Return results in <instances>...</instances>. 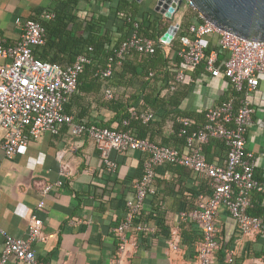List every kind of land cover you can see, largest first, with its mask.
Returning a JSON list of instances; mask_svg holds the SVG:
<instances>
[{"label": "crops", "instance_id": "obj_1", "mask_svg": "<svg viewBox=\"0 0 264 264\" xmlns=\"http://www.w3.org/2000/svg\"><path fill=\"white\" fill-rule=\"evenodd\" d=\"M65 1L0 0V36L7 43L16 44L22 32L17 18L49 21L52 18L44 19L43 12L54 13V8L61 9ZM186 10L194 11L188 3H183L177 14L180 22ZM75 14L79 27L76 24L70 27H75L79 32L85 26V17L107 16V28L113 32L122 24L115 18L114 9L107 8L103 2L78 0ZM207 39L208 48L218 49L216 36ZM173 45L163 50L167 58L164 69L171 78L178 60L175 54L177 49H173ZM222 57L223 54H220L218 58ZM5 61L0 58V64ZM135 62L131 55L126 56L123 64L116 66L114 74L102 79L100 84L92 77L83 75L76 91L64 104V113L71 115L75 122L116 127L118 124L114 118L119 110L115 105L109 106V99L119 97L120 100L128 99V102L133 100L129 111H138L144 98L151 101L153 94L167 84L161 79L162 76H157V80H143V63L140 62V68L135 70ZM188 74L190 81L179 84L177 88V93H181L176 108V112H180L178 115H168L163 108L143 110L152 111L155 115L149 125L142 128L145 138L181 151L185 150V138L182 144L178 132H174L175 127L179 129L175 122L177 117H187V113L198 115L200 122L193 118L194 128L205 122L208 108L228 98H234L237 104L241 98L227 79L213 78L204 68H195ZM132 76L137 79L130 81ZM107 89L112 92L111 98L105 96ZM251 102L256 111L253 125L246 136V151L251 153L250 159L259 176L264 172V76H261L258 88L252 94ZM132 131L138 135L139 126H134ZM3 138L4 130L0 127V253L5 238L2 231L17 238L25 237L30 217L37 214L43 221L45 239L34 243L33 248L37 258L44 264H113L111 259L116 238L112 228L124 218L126 201L133 197V182L142 176L146 154L139 151H112L110 157L117 167L114 172H110L101 162L94 142L84 135H70L66 125H62L55 134L44 132L39 138L30 140L25 151L11 159L5 157L1 148ZM217 140L203 143V153L208 162L224 165L226 148ZM60 168L64 174H60ZM155 171L156 191L146 198L140 215L142 223L150 226L152 231L139 236V245L129 255L127 262L199 264L201 232L190 219L180 214L195 208L198 194H211L209 179L173 164L157 166ZM58 180L62 184L56 186ZM45 185H52L48 195H42ZM259 196L262 197L258 193L252 195V207L257 213H262L264 198L257 202ZM40 202L43 206L39 209L37 206ZM216 229L219 248L215 253V264H264V236L259 233L242 235L235 220L223 206L218 210ZM171 242L176 244V249L171 246ZM6 264L22 263L10 257Z\"/></svg>", "mask_w": 264, "mask_h": 264}, {"label": "built area", "instance_id": "obj_2", "mask_svg": "<svg viewBox=\"0 0 264 264\" xmlns=\"http://www.w3.org/2000/svg\"><path fill=\"white\" fill-rule=\"evenodd\" d=\"M189 7L198 13L192 5L189 4ZM179 9L172 7L168 16L162 15L174 21L172 25L177 26L176 33L171 35L167 32L157 41L139 36L135 23L134 29L109 57L107 66L97 71L98 76L101 79L110 78L114 67L119 66L124 56L131 51L151 55L158 47L172 46L180 26V17L177 16ZM198 16L200 21L189 24L186 33L178 38L180 47L175 52L177 67L163 92L174 91L179 84L188 83V72L204 63L203 68L211 77L227 79L241 98L237 104L234 98H228L208 108L205 122L194 128L193 119L177 117L178 134L185 138L184 151L139 138L134 131H118L94 123L75 122L71 115L64 113L63 106L76 91L79 74L90 59L80 54L72 64L64 67L36 59L33 49L45 42V30L38 20L16 19L22 27L16 44H9L0 36V58L6 60L0 64V127L4 130L1 148L6 158L11 159L23 153L27 143L39 138L44 132L57 133L62 125H66L72 136L84 135L91 139L99 151L101 162L110 172H114L117 167L110 157L112 151H139L146 154L142 176L133 182V197L126 201L124 218L112 228L116 238L111 259L113 264H129L128 257L138 247L139 236L152 231L147 224H138L134 220L140 216L146 198L156 191L155 169L160 165L182 166L209 179L211 194H198L195 208L180 214L190 219L201 232L199 264H215V253L219 248L216 217L221 206L235 220L242 235L259 233L264 236V216L248 212L254 193L264 198V172L256 175L251 153L246 151V136L253 125L256 111L251 96L257 90L261 76H264V41L235 36L216 27L199 13ZM42 17L51 19L54 13L44 11ZM210 36L217 37L219 46L207 52V38ZM220 54H223L222 59L218 58ZM105 96L111 98L112 92L105 90ZM130 112L144 123L155 117L152 111L141 114L135 110ZM210 139L222 141L227 148L224 165L206 160L202 144ZM60 174H64L61 168ZM61 184V180L55 183L56 186ZM51 188L52 185H45L42 195H48ZM42 206L40 202L37 207L40 209ZM2 233L5 238L0 264H6L10 257L22 264H44L37 258L33 248L34 243L45 239L43 221L37 214L30 217L25 237L17 238ZM171 246L177 248L174 242H171Z\"/></svg>", "mask_w": 264, "mask_h": 264}, {"label": "trees", "instance_id": "obj_3", "mask_svg": "<svg viewBox=\"0 0 264 264\" xmlns=\"http://www.w3.org/2000/svg\"><path fill=\"white\" fill-rule=\"evenodd\" d=\"M77 2L78 0H66L61 9L54 8L55 15L51 20L40 22L45 30V42L43 45L37 46L33 49V56L38 60L56 63L64 67L72 64L78 55H86L90 59V62L86 64L80 72L78 83L83 75L92 77V80L99 84L101 83L102 79L98 76L97 71L107 66L109 57L113 54L115 48L119 47L122 41L129 35L131 30L134 29L135 23L137 24L136 30L139 36L156 41L161 36L167 34L173 23L171 18L162 16L153 11L155 0H142L141 2H138L137 0H104L102 1L104 5L109 9H114L115 18L121 21L122 24L117 27L115 32H113L111 29L107 28V16L100 15L96 18L85 17V26L82 32H79L75 27H70L74 24L78 26V16L75 14ZM144 5L147 6L146 9L143 8ZM196 21H200L198 13L189 10L184 12L179 30L173 40V49H179L180 43L178 38L186 33L189 24ZM164 48L165 47H158L151 55H140V53L131 51L130 53H127L124 58L131 55L133 59H135L136 62L133 63V68L135 70L140 68V62L143 63V70L141 72V78L143 80H157V76H162L163 78L161 79L168 83L172 78L169 72L164 69L167 62V58H165L163 54V50H165ZM206 51L209 52L210 48H207ZM124 58L119 66L123 64ZM203 66L204 63L196 68L199 67L202 70ZM115 68L116 66L114 67V71ZM138 77L140 78V73L138 74ZM134 79H137V77L132 76L131 79L129 78L130 81H134ZM177 88L170 92H163V88L161 91L153 94L151 101L144 98L143 105L138 111H136L137 114H141L143 110L146 109L157 110L163 108L168 115L170 113L174 116L178 115L180 112H176V108L179 105L181 93H177ZM236 95L237 98H239V95ZM107 102L109 106L115 105L119 110L114 118L118 125L116 127H110L109 124H105L99 125L100 127L115 129L118 131H132L134 126H139V138H145L142 128L147 127L150 122L144 123L140 118L131 115L129 108L132 106L133 100L128 102V99L125 101L120 100L119 97H113ZM185 116L197 119L198 122H200V119H198L199 116L196 114L187 113ZM124 120L127 121L126 124L123 123ZM198 122H196V124L199 125ZM174 132L176 134L178 132L176 127ZM180 137L183 144L184 136ZM214 140L215 139H211L208 142ZM219 142L225 147L222 141ZM261 199L262 197L259 196L257 202H260ZM196 202L197 197L195 205ZM248 212L253 215L264 216V212L257 213L253 207H251ZM134 222H138V224L142 223L140 216H138Z\"/></svg>", "mask_w": 264, "mask_h": 264}, {"label": "water", "instance_id": "obj_4", "mask_svg": "<svg viewBox=\"0 0 264 264\" xmlns=\"http://www.w3.org/2000/svg\"><path fill=\"white\" fill-rule=\"evenodd\" d=\"M183 3L192 5L202 17L226 32L264 41V0H155L153 9L168 16L170 8L178 10ZM176 30L177 26L171 25L168 33L174 35Z\"/></svg>", "mask_w": 264, "mask_h": 264}]
</instances>
